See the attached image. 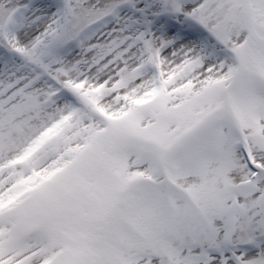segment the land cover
<instances>
[{"label": "snow or ice", "instance_id": "1", "mask_svg": "<svg viewBox=\"0 0 264 264\" xmlns=\"http://www.w3.org/2000/svg\"><path fill=\"white\" fill-rule=\"evenodd\" d=\"M0 264H264V0H0Z\"/></svg>", "mask_w": 264, "mask_h": 264}]
</instances>
